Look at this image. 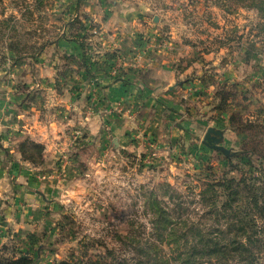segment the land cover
<instances>
[{"label": "rangeland", "instance_id": "rangeland-1", "mask_svg": "<svg viewBox=\"0 0 264 264\" xmlns=\"http://www.w3.org/2000/svg\"><path fill=\"white\" fill-rule=\"evenodd\" d=\"M249 2L0 0L5 256H130L155 198L189 202L228 159L241 169L229 176H255L246 156H264V17ZM118 81L125 90L111 89ZM210 126L234 155L202 142Z\"/></svg>", "mask_w": 264, "mask_h": 264}, {"label": "trees", "instance_id": "trees-1", "mask_svg": "<svg viewBox=\"0 0 264 264\" xmlns=\"http://www.w3.org/2000/svg\"><path fill=\"white\" fill-rule=\"evenodd\" d=\"M245 5L264 17V0ZM249 153L246 157L255 176L244 172L240 177L229 176L241 170L229 159V168L220 178L208 167L198 192L188 196L189 202L177 192L169 194L175 201L172 207L155 198L148 236L128 241L133 254L117 255L107 247L106 258L84 254L77 264H264V156ZM0 264H34V259L8 257L0 249Z\"/></svg>", "mask_w": 264, "mask_h": 264}, {"label": "water", "instance_id": "water-1", "mask_svg": "<svg viewBox=\"0 0 264 264\" xmlns=\"http://www.w3.org/2000/svg\"><path fill=\"white\" fill-rule=\"evenodd\" d=\"M157 16H154V21H156ZM223 138V130L215 127H208L204 136L202 142L213 149H216L218 151H221L225 156L230 157L234 155V151H232L229 148H226L224 145H222L221 139Z\"/></svg>", "mask_w": 264, "mask_h": 264}, {"label": "crops", "instance_id": "crops-1", "mask_svg": "<svg viewBox=\"0 0 264 264\" xmlns=\"http://www.w3.org/2000/svg\"><path fill=\"white\" fill-rule=\"evenodd\" d=\"M104 6V5H103ZM97 12V11H96ZM97 14V13H96ZM95 19H97L98 20V22H99V19L98 18H95ZM106 19V18H105ZM104 19V20H105ZM98 27H100L101 29H103V30H105L106 31V21H104V23H101V26H99V24H98ZM158 71V73H161V71H163L164 72V70L161 68V69H159V70H157ZM167 86L168 87H170V84H167ZM126 89V88H123L122 87V83H120V81H118V82H116L115 84H114V86H112L111 87V89H115V90H117V89ZM128 89V88H127ZM106 91H108L107 89H106ZM125 94L126 93H124L123 95V97L122 98H125ZM118 99V98H117ZM117 99H115V100H117ZM119 99H121V98H119ZM157 99H159V98H157ZM124 101H125V99H124ZM146 104V103H145ZM161 106V105H160ZM28 132L29 133H31V128L30 129H28Z\"/></svg>", "mask_w": 264, "mask_h": 264}]
</instances>
